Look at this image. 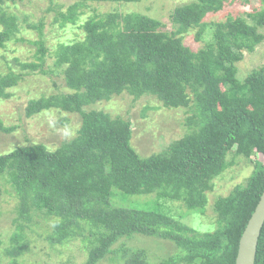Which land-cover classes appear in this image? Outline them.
I'll return each mask as SVG.
<instances>
[{"label": "trees", "instance_id": "obj_1", "mask_svg": "<svg viewBox=\"0 0 264 264\" xmlns=\"http://www.w3.org/2000/svg\"><path fill=\"white\" fill-rule=\"evenodd\" d=\"M23 1L0 0V50L26 41L19 37L23 23L38 34L29 40L34 61L6 62L0 102L13 97L11 90L27 76L56 75L66 90L55 82L58 93L31 100L26 116L57 109L79 114L82 125L55 151L39 143L0 156V176L10 178L19 199L4 252L12 264L31 250L29 233L51 248L80 241L84 264H236L240 239L264 192V66L247 73L239 66L245 53L264 43V0L249 19L230 16L225 22L205 19L234 0H194L174 9L172 30L155 17L121 9L141 0H77L65 9L52 3L50 33L48 17L20 20L5 9ZM109 1L120 8L97 14L93 5ZM238 1L248 6L252 0ZM75 29L82 37L50 44L49 34ZM191 31L204 42L197 51L185 43ZM51 56L54 69L47 66ZM123 93L135 100L153 96L169 109L189 108V132L142 158L132 146V122L89 110ZM15 129L0 121V130ZM239 158L255 169L245 185L214 200L215 229L201 232L186 224L184 216L206 212L214 180ZM33 210L51 232L32 230ZM150 240L170 244L171 253L156 254ZM255 264H264V227Z\"/></svg>", "mask_w": 264, "mask_h": 264}, {"label": "rangeland", "instance_id": "obj_2", "mask_svg": "<svg viewBox=\"0 0 264 264\" xmlns=\"http://www.w3.org/2000/svg\"><path fill=\"white\" fill-rule=\"evenodd\" d=\"M77 0H25L14 6L11 2L5 9L16 14L20 20L28 17L31 22H37L41 17L46 18L47 32H51V23L54 20V13H49L48 8L53 4L66 8ZM194 0H141L137 3H122L121 9L124 12H137L155 17L167 24V29L172 30L170 15L175 8L184 6ZM97 7V14H106L120 8L117 2L93 5ZM262 0H252L250 5L245 6L240 1L234 0L227 3L224 10L219 13L209 14L205 22H225L232 16L249 19L248 14L260 11ZM258 8V9H256ZM89 10H87L88 12ZM92 11L87 14L91 15ZM20 38L25 42H12L7 49L0 50V72L7 70L6 62H12L14 57L22 61H34L36 47L29 43L35 41L38 34L36 31H29L26 24L21 23ZM264 34V27L260 29ZM82 37V31L72 30L67 32L49 34L51 45H57L58 41L64 42ZM185 43L191 49L197 51L204 46V42H197L195 31L184 36ZM209 38V37H207ZM4 56V57H2ZM246 59L239 64L240 71L247 73L256 66H264V43L257 47L254 54L245 53ZM48 68L54 69V57L47 60ZM65 91V81L61 77L43 76L33 74L22 80L18 87L11 90L13 97L0 102V121L5 128L15 126L13 132L0 130V156L13 152L19 147H26L32 144L43 143L48 149L55 151L65 141L75 138L82 125L79 114H69L57 109L44 112L33 118H28L25 109L31 100H38L41 97H49ZM102 110L113 118L121 117L133 124L132 146L142 158L162 152L176 140L181 139L189 132L186 123L187 118L194 116L189 108L169 109L153 96H146L139 100L127 93L115 96L109 102L99 103L89 110ZM64 121V122H63ZM254 165L246 160H237L236 165L229 168L222 176L214 180V189L210 192V204L203 215L193 213L192 216H184V222L199 231H213L216 213L213 210L214 200L217 197H226L238 185H245L254 171ZM8 176H0V240L4 244L0 247V264H12V258L7 256L5 248L8 246L9 238L14 230V219L18 216L19 199L11 186ZM142 198L140 202L144 201ZM149 203V199H146ZM34 225L32 230L45 235L51 232V224L39 212L33 210ZM31 250L19 259L20 264H84L87 259V252L80 241H74L67 245H58L51 248L48 242L39 235L29 233ZM150 244V246H149ZM148 247L156 254H169L172 251L170 244L161 241H148ZM105 262V261H104ZM107 264V263H104Z\"/></svg>", "mask_w": 264, "mask_h": 264}, {"label": "water", "instance_id": "obj_3", "mask_svg": "<svg viewBox=\"0 0 264 264\" xmlns=\"http://www.w3.org/2000/svg\"><path fill=\"white\" fill-rule=\"evenodd\" d=\"M264 227V192L240 239L236 264H255Z\"/></svg>", "mask_w": 264, "mask_h": 264}, {"label": "clouds", "instance_id": "obj_4", "mask_svg": "<svg viewBox=\"0 0 264 264\" xmlns=\"http://www.w3.org/2000/svg\"><path fill=\"white\" fill-rule=\"evenodd\" d=\"M221 177V176H220Z\"/></svg>", "mask_w": 264, "mask_h": 264}]
</instances>
